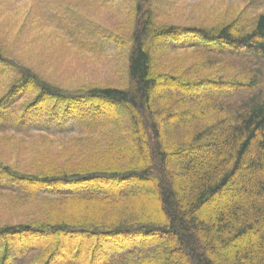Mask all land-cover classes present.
Masks as SVG:
<instances>
[{"label": "trees", "instance_id": "obj_1", "mask_svg": "<svg viewBox=\"0 0 264 264\" xmlns=\"http://www.w3.org/2000/svg\"><path fill=\"white\" fill-rule=\"evenodd\" d=\"M94 1L120 30L76 13L73 33L119 51L122 86L64 88L0 46V135L79 131L34 172L0 159V189L37 200L0 222V264H264V7L206 27L157 20L156 0Z\"/></svg>", "mask_w": 264, "mask_h": 264}, {"label": "rangeland", "instance_id": "obj_2", "mask_svg": "<svg viewBox=\"0 0 264 264\" xmlns=\"http://www.w3.org/2000/svg\"><path fill=\"white\" fill-rule=\"evenodd\" d=\"M156 1L159 6L157 20L206 27L225 23L240 24L245 21L247 23L264 7V0ZM76 13L109 29L120 30L118 26L122 25L123 17L120 11L111 4L100 5L94 0H0V46L13 59L26 64L45 80L64 88H74L87 83L122 86L126 82L125 58L118 50L112 49L110 42L95 39V36L85 41L81 33H73L75 30L71 22ZM123 16L125 17V12ZM122 29H126V24H123ZM157 47L155 45L153 48ZM212 55L220 57L214 49ZM180 62L185 67L189 64ZM8 78L0 74V96L5 91ZM220 88L222 92L209 89L203 96L207 99H224L227 89ZM160 91L159 89L158 92ZM66 131L51 136L50 133L36 134L35 129L27 131V128H24V131H19L16 136L0 135V159L15 168L34 172L38 158L41 162L46 161L48 152L66 151V146L68 152L75 151L72 135H77L79 131ZM35 156L37 159H34ZM62 161L64 158H59L58 162ZM146 186L155 190L153 183H147ZM9 195L6 190L0 189V222L24 221L23 216L31 209H36L32 207L37 201L33 197L18 202ZM142 202L148 212L158 210L157 203L152 199L145 197ZM234 248H230L229 262L237 259Z\"/></svg>", "mask_w": 264, "mask_h": 264}]
</instances>
